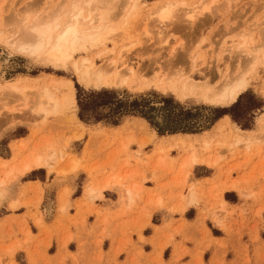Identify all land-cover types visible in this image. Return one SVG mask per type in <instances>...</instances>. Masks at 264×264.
Segmentation results:
<instances>
[{"label": "snow or ice", "instance_id": "snow-or-ice-1", "mask_svg": "<svg viewBox=\"0 0 264 264\" xmlns=\"http://www.w3.org/2000/svg\"><path fill=\"white\" fill-rule=\"evenodd\" d=\"M0 55L8 58L10 67L27 63L42 72L36 80L0 78V148L5 154L8 150L14 153L22 143L17 140L22 129L35 132L40 125L57 122H70L78 129L67 140L54 133L46 152L33 153L21 172H8L0 179V205L12 201L10 207L18 206L16 187L20 176L32 166L48 170L51 214L56 213L64 194L77 187L85 164L71 139H86L88 133L106 129V125L89 123L85 110L77 106L76 90L70 88L77 81L82 89L100 93L94 97L93 114L109 104L104 93L113 88L175 94L178 102L195 101L211 113L200 135L195 140L189 138L191 146L181 163L182 169L192 170L185 177V184H192L185 189L189 194L185 208L197 203L198 182L193 173L198 165L207 163L211 168L214 156L236 148L252 154L258 147L264 160V0H24L19 4L0 0ZM209 60L224 80L197 85L194 74L208 66ZM61 73H67L68 78L54 81V87L41 85V80ZM241 118L243 123H239ZM155 119L176 128L183 123L166 108H161ZM7 167L0 163V168ZM94 186L91 181L85 183V193ZM228 191L238 193L252 210L248 219L257 234L248 245L246 264H264V167L242 178L233 174L231 184L217 195L223 197ZM42 221L38 216L37 227ZM212 226L227 231L217 219ZM34 234L28 232L30 237ZM183 235L179 252H173L180 258L159 264H216L206 257L190 259L199 255L192 245L201 243L200 235ZM218 248L226 250L227 245L217 241L209 244L208 251ZM25 249L31 252L28 240L9 247L8 254L15 257L17 250ZM7 264H17V260ZM27 264L40 262L29 260ZM122 264L128 261L122 260ZM223 264L235 262L226 259Z\"/></svg>", "mask_w": 264, "mask_h": 264}, {"label": "rangeland", "instance_id": "rangeland-1", "mask_svg": "<svg viewBox=\"0 0 264 264\" xmlns=\"http://www.w3.org/2000/svg\"><path fill=\"white\" fill-rule=\"evenodd\" d=\"M15 2L19 4L23 3L24 0H15ZM6 58V56L1 55L0 78L4 76H7L10 80L14 77L24 79L33 77L41 78L42 72L37 70V68H29L27 63L13 64L10 67L7 62L8 59ZM211 64L212 62L209 60L208 66L202 67L201 70L194 74V80L217 83V80L221 77L220 71L218 68L214 70ZM226 71L227 68L225 67V72ZM55 78L66 79L68 78V74L61 73ZM73 88L76 90L75 96L77 94V89L88 92L87 89L81 88L78 81L73 85ZM108 90L117 91L118 99L128 100L129 102L139 95H143L146 99L151 100L152 106L156 108L154 111L155 115L161 111V108H164L161 101L162 96L171 97L174 102L183 107V111L190 110L188 118L186 115H182L183 118L186 117L188 122L204 125L206 121L205 118L211 116L210 112L202 110L205 109V106L195 101L178 102L175 94L162 95L158 92L132 93L126 89L122 90L115 88ZM177 110L178 108L175 111L176 114L178 113ZM156 121L160 126L164 124L157 119ZM98 124L106 125V129L98 133H88L86 139H71V145L75 152H82L80 158L84 161L85 167L81 173L87 174L89 180L93 182L94 185H102L104 182H109L110 189L108 190L115 191L119 189L122 190L125 186L135 183L136 180H139L142 184L148 179L151 180L156 184L153 197L156 199L154 207L158 209V212L152 217L151 223L154 226H159L163 214H168V219L165 220L161 228L155 230L154 237L145 244V240L140 236L139 232L146 225L144 221L146 218L144 216L142 218H135L132 221L131 219H123L120 217L112 219L106 217L104 219L100 217L101 215L98 212L93 210L95 207L94 202L90 200V206L86 210V214H93L95 217L91 219L92 221L90 223L92 224L88 225V228H85L83 219L81 221V227L82 230L85 231L84 235L90 243L88 244L92 245V257L95 264H102L105 262V259L110 256L114 259L122 258L123 254L125 257L131 256L128 257V260H131L132 264H159L161 260L171 261L173 259H179V255L174 257L173 252L174 250L179 252L180 244L176 243L173 245L172 241L177 237H179V240H184V233H198L201 239L200 244L192 245V247L199 252V255L190 257V259L198 260L206 257L207 260L210 261L212 259V253L208 251V246L209 244H215L210 238V234L218 236L219 234H223V232H225L232 241L231 249L236 254L233 262H235V264H246L249 259L248 245L252 243L254 235L257 233L256 228L249 223L248 219L252 214V210L246 208L244 203L243 206L239 208L226 211L216 194L211 199H206L203 193L198 191L197 187V203L189 206L190 208L188 207L189 212L185 214L183 219H179V217L177 219L175 218L178 214L183 213L180 209H182L181 207L187 202L185 196L187 191L185 189H190L192 187V184H185V177H187L188 172L192 170L181 168V162L186 158L188 149L191 146L189 138L185 140V138L181 137V133L176 134L173 138H171V136L175 134L159 136L156 130L144 119L130 115L123 117L118 126H111L105 122H100ZM122 125L126 127L122 128ZM21 131L23 135L18 136L17 140L26 136H28V138L26 140H19L22 141V143L15 149V159L18 161H25L30 158L33 153L46 152L49 138L52 137L54 133L63 136L67 140L70 137H74L78 129L73 127L70 122L67 124L64 122H57L47 126L40 125L35 132L27 129H22ZM79 131H81V135H85L82 130ZM184 135H195L196 137V135H200V133ZM218 135H224V133H218ZM195 139L194 137L192 138V140ZM128 141H130L129 146L126 147ZM259 151L260 149L258 147L254 148L252 154H250L244 149L236 148L231 152L223 151L221 155L214 156L212 163L215 166L213 168L217 170L219 176L225 175V180H223L221 188L231 184V175L234 173L242 172L239 178L253 171L258 173L260 169L264 167V160L260 158ZM10 153H12L11 150H8L7 154H5V150L0 148V157L2 158H8ZM253 155L255 156L254 161ZM161 157L164 159L163 164L156 166L157 159ZM243 157L246 158V161L241 163ZM215 159L218 161H214ZM12 163H14L13 160ZM21 163L22 162H20V164ZM242 165H244V168H241ZM147 169L149 170L147 171ZM2 171L3 170L0 169V176L2 175ZM44 172L47 174L48 170L43 168L32 171L31 174L27 176V179L36 177L42 180L44 178ZM132 172H137V175H130L129 173ZM193 174L201 176L200 171L197 169L194 170ZM142 175H144L146 179L143 177L144 180H142ZM123 176H125L124 179ZM165 177L169 178L168 182L165 184L161 183V180ZM82 184L84 185L83 178L81 177L74 192L75 195H80L81 187H83ZM98 187L100 188L101 186ZM82 191L85 192V186L82 188ZM49 194L50 190L48 189L46 191V199L48 201ZM161 194H163V205H161ZM138 198H141V194ZM224 198L232 202L241 201L239 194L235 192L229 193L228 197L225 195ZM65 204L69 206L68 201H66ZM35 208L37 214L43 217L42 214L44 213H41L40 206L38 207L37 205ZM186 208L183 207V210ZM196 212H198V215H196ZM258 214L259 208L256 209L257 220ZM32 217L34 218V216ZM63 217L67 218L69 223L75 224L74 221L71 222L72 218L66 215V213ZM213 219H217L225 224L227 231H225L224 228L212 226ZM133 231L138 235L137 244L133 243L129 237L130 233ZM146 234H148V232H146ZM70 237L71 236H69V238ZM143 245L145 246L142 247V249L141 246ZM135 248H138V250H135ZM221 249L225 250L224 248ZM131 250H133V255L131 254ZM231 255L233 256V253L229 255V258H231ZM226 256L227 254H223L221 259L215 260L216 263L223 264ZM254 259H256V257H254Z\"/></svg>", "mask_w": 264, "mask_h": 264}, {"label": "crops", "instance_id": "crops-1", "mask_svg": "<svg viewBox=\"0 0 264 264\" xmlns=\"http://www.w3.org/2000/svg\"><path fill=\"white\" fill-rule=\"evenodd\" d=\"M174 136H176V134L172 135L171 138ZM198 136L199 135H196V137L195 135H181L185 140L190 137L197 138ZM27 138L28 136L20 138L19 140H26ZM77 153L81 157L82 152ZM13 156H15V152L10 153L8 158L0 157V163L8 165L7 169L0 168L3 170L0 179L6 178L5 175L8 172H21L24 161L13 159ZM162 158L163 157L157 159L156 166L163 164L164 159ZM12 160L14 163H12ZM245 161L246 158L243 157L241 163H244ZM20 162L22 163L20 164ZM202 165L207 166L206 164ZM204 166L196 167V169L200 171L201 176H196L194 174L195 181L198 182L197 189L200 193H203L204 198L211 199L215 194L217 195L220 189L223 188H221V184H223V180H225V175L219 176L217 170L213 168L215 165L211 168ZM241 168H244V165H242ZM38 169L43 168L32 166L28 172L23 173V175L20 176V184L15 190V198L16 201H18L17 207L12 208L9 206L12 201H9L8 204L0 205V260L5 261V264L13 258L17 260V264H21V262L27 264L29 260L39 261L40 264H49V262L52 261H54L55 264H95L92 257V245H89L90 243L84 235L85 231L82 230L81 227V221L83 219L85 228H88V225L92 224L90 223L92 221L91 219H94L95 217L93 214H86V210L90 206V200L94 202L95 207L93 210L98 212L101 215L100 217H103L104 219L106 217L108 219L120 217L123 219L128 218L132 221L135 218H142L144 216L146 218V220H144L146 225L139 232L140 236L145 240V244L154 237L155 230L161 228L165 220L168 219V214H163L159 226H154L151 223L152 217L158 212V209L154 207L156 199L153 197L156 184L151 180L148 179L143 182V184L139 180H136L135 183L125 186L122 190L119 189L118 191L108 190L110 189L109 182H104L102 185L97 184L91 189L96 191L101 190V197H103V199L100 200L101 198H89V192L86 194L82 191L85 183L90 182L85 173L80 174L84 183V185L82 184L83 187H81L80 195L77 196L74 194L76 188L67 192L64 194L62 201L58 204L56 213L51 214L49 212L50 200L48 201L46 199V191L49 189L48 185L50 184L48 173L46 174V172H44L45 174L42 180H39L36 177L27 179V176L31 174L32 171ZM148 170L149 169H147V171ZM241 173L242 172L234 174L239 178L241 177ZM129 174L136 176L137 172ZM141 177V179L144 180L143 177L145 178V176L142 175ZM232 177L233 174L231 175V178ZM124 178L125 176H123V179ZM168 180L169 178L165 177L161 180V183L165 184ZM98 186L101 187L99 188ZM133 186L139 188V192L133 197L132 202L129 203L125 190L132 188ZM231 192L232 191L223 193V197L217 195L218 200H220L223 205H227L226 208L224 207L226 211L234 210L243 206L242 201L232 202L225 200L224 196L227 195L228 197V194ZM140 194L141 198H138ZM185 196L187 199L189 196L188 192ZM66 201H68L69 206H66ZM37 202H39L41 213H44L42 214L43 221L40 227H37V224L35 223L39 216L35 208L38 205ZM189 208L187 207L184 209L182 211L183 213L178 214L175 218L177 219L179 217V219H183L185 214L189 212ZM60 209H62V211ZM65 213L72 218L71 222L74 221L75 224L69 223L67 218L63 217ZM196 215H198V212H196ZM32 216H34V218ZM29 231H34L35 234L30 237L28 235ZM146 232H148V234H146ZM69 236L71 237L69 238ZM129 237L133 243L137 244L138 235L134 231L130 233ZM210 238L214 243L220 241L227 244V249L222 250L221 248H218L215 252H211L212 259L209 262L221 259L223 254H227L225 260L227 259L230 262H233L236 254L231 249L232 241L228 235L225 232L218 236L210 234ZM22 240L30 241L31 252L27 249L23 252L17 250L15 252V257L9 255V247L14 244H19ZM180 241H183V239L178 240L177 243L180 244ZM144 246L145 245L141 246V248ZM135 250H138V248H135ZM232 253L233 256L231 255V258H229V255ZM131 254L133 255V250H131ZM128 257L131 256L129 255L125 257L123 254L122 258L115 259L110 256L106 258L105 262L102 264H122V260H127L128 264H132L131 260H128Z\"/></svg>", "mask_w": 264, "mask_h": 264}, {"label": "trees", "instance_id": "trees-1", "mask_svg": "<svg viewBox=\"0 0 264 264\" xmlns=\"http://www.w3.org/2000/svg\"><path fill=\"white\" fill-rule=\"evenodd\" d=\"M100 95L96 92H87L81 89H77V106L85 110V114L88 115L89 123H100L105 122L111 126H118L123 117L134 116L144 119L152 128H154L159 136L165 134H199L202 129L205 128V124L209 122L211 116H209L204 125H197V123L188 122L186 117L190 115V110L183 111V107L178 103L174 102L171 97H162L161 101L164 108L172 111L176 116H179L183 123L180 128L175 126H167L160 124L155 119L154 111L156 108L152 106V102L143 95H139L132 101L118 99V92L115 90H105L104 95L109 99V104L105 105L103 108H97L95 113H92V105L94 102V97ZM177 114L175 113L176 109ZM223 111V109H213L212 112ZM182 115H186L185 118ZM102 117L101 120H96L95 117ZM244 122L243 118L239 120V123Z\"/></svg>", "mask_w": 264, "mask_h": 264}, {"label": "bare ground", "instance_id": "bare-ground-1", "mask_svg": "<svg viewBox=\"0 0 264 264\" xmlns=\"http://www.w3.org/2000/svg\"><path fill=\"white\" fill-rule=\"evenodd\" d=\"M6 59H8V58H6ZM0 60H1V55H0ZM4 60V59H3ZM1 63V62H0ZM4 63V62H3ZM6 63V62H5ZM4 67V66H3ZM1 68V67H0ZM7 68V67H6ZM36 79H40V78H37V77H33V78H30V79H25V80H36ZM64 78H55V77H49L48 78V80H41V85L42 86H44V87H54V81H59V80H63ZM218 80H220V81H223L224 80V77H220V79H218ZM217 80V81H218ZM195 82H196V84L197 85H201L202 83L203 84H205V85H216L215 83L216 82H214V83H212V82H210V81H198V80H195ZM70 88H73V85L72 86H70ZM129 142L130 141H128V143L126 144V146L128 147L129 146ZM29 161V158L28 159H26L25 161H24V163L22 164V168H21V171H22V169H23V166L25 165V163L26 162H28ZM214 161H218L217 159H215ZM206 165H207V163H205ZM5 176H7V174L5 175ZM104 188H105V186H104ZM139 192V188H137L136 186H133L132 188H128V189H126L125 190V194H126V197L128 198V201H129V203H131L132 202V199H133V197L137 194ZM93 193H95V195H93ZM101 197V190L100 191H96V190H93V189H91L90 191H89V198H100Z\"/></svg>", "mask_w": 264, "mask_h": 264}]
</instances>
